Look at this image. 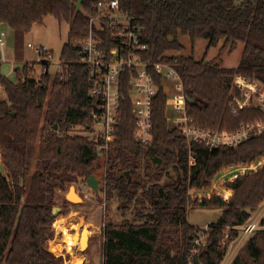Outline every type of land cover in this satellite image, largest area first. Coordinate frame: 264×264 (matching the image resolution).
<instances>
[{
	"label": "trees",
	"instance_id": "16d2710c",
	"mask_svg": "<svg viewBox=\"0 0 264 264\" xmlns=\"http://www.w3.org/2000/svg\"><path fill=\"white\" fill-rule=\"evenodd\" d=\"M110 1L0 0V25L13 30L18 59L35 24L54 17L69 25L56 73L41 61L25 64L18 83L0 77L6 97L0 98V264H63L48 247L55 236L57 191L85 185L102 169V192L123 218L103 229V264H222L238 228L264 202V111L255 104L240 107L243 92L236 85L243 78L264 88V0H117L120 11L144 30L148 50L141 60L170 64L179 74L189 98V126L217 134L245 127L251 136L233 148L189 149L168 117L165 81L153 72V143L143 147L133 138L127 72L119 124L103 163L96 145L74 134L75 128L92 127L96 105L89 95L91 72L77 63L76 46L88 33L89 19ZM180 37L207 40L208 50L221 45L219 54L211 61L170 56L184 51ZM239 44L238 65L222 67V56ZM37 66L44 68L40 76ZM155 158L162 164L154 165ZM191 207L222 210L209 224L206 246L194 255L199 230L188 222ZM261 227L233 264H264V217Z\"/></svg>",
	"mask_w": 264,
	"mask_h": 264
},
{
	"label": "built area",
	"instance_id": "2783aa9c",
	"mask_svg": "<svg viewBox=\"0 0 264 264\" xmlns=\"http://www.w3.org/2000/svg\"><path fill=\"white\" fill-rule=\"evenodd\" d=\"M143 35L144 30L136 24L135 18L123 14L119 2L112 0L99 6L97 15L89 19L88 33L77 41V63L87 67L92 75L89 95L96 100V105L92 114V127L86 133L88 139L96 145L99 159L106 163L111 151L110 143L120 119L121 83L127 72L131 74L129 87L132 115L135 119L133 138L143 147H149L153 143V102L158 93L153 72L161 75L164 81H176L178 88L181 89L184 98V107L181 111L184 115L175 117L172 121L179 127L189 149L194 144L208 150L233 148L250 138L251 131L245 127L232 134H217L189 126L185 114L186 99L179 74L170 64L141 60L139 54L148 50L142 43ZM4 37L5 33L2 32L0 49L5 47ZM27 47L34 50L39 57L51 59V53L46 47H36L31 43ZM59 65L61 67L62 63ZM236 85L243 92V99L239 101L240 107L248 108L255 104L264 111V101H255L262 96L258 85L243 78H237ZM260 130L264 132V126ZM260 218L261 215L259 219L257 216L251 220L252 222L249 220L247 224L238 228L243 242L261 229ZM208 231L209 226L199 230L194 240L192 255L199 253L198 248L204 244Z\"/></svg>",
	"mask_w": 264,
	"mask_h": 264
},
{
	"label": "rangeland",
	"instance_id": "374dc122",
	"mask_svg": "<svg viewBox=\"0 0 264 264\" xmlns=\"http://www.w3.org/2000/svg\"><path fill=\"white\" fill-rule=\"evenodd\" d=\"M2 32L5 33L6 38H4L5 47L0 49L2 53V57L0 59V77H6L13 83H18L19 78L23 73L25 63L38 64L41 61H47L51 65L50 73L52 75L60 69V57L69 32V25L67 23L59 22L54 17H47L43 22L35 24L32 31L24 37L23 41L25 45L21 50L22 59H18V57H16L15 38L12 35V30L8 26H0V35ZM180 42L184 46V51L180 53H170V56L174 55L180 57L190 56L193 54L197 60L205 58L207 61H211L218 56L219 49L221 48V45H219L217 47H211L208 50L207 40H197L193 43L189 37H180ZM28 43H31L36 47H46L51 53V59L48 60L45 57H39L34 50L27 47ZM242 49V44H239L233 53H225L222 56V67L235 68L240 61ZM36 70L37 76H40L44 68L37 66ZM259 87L261 89L262 96L255 99L257 102L264 101V88L261 86ZM164 88L171 101L168 107V117L171 125L173 126L172 119L175 117H182L184 115L183 111H181L184 107V98L176 81H165ZM0 98H6L2 90H0ZM178 108H180V110H178ZM75 133H82L85 136L88 135L80 127L75 128L74 134ZM100 161L104 163L103 160ZM96 173L97 177L101 181L98 195H96L88 185L85 187V185L79 184H71L68 185L65 190L57 191L56 207L61 210L57 212L56 221L53 224L55 236L54 239L48 243V247L55 256L63 258V264H103V229L105 225L111 221L114 223H120L123 220L117 211L116 202H108L102 192V188L105 186V182L103 180L104 176L102 173H105V169L99 170ZM71 188L72 190L70 191ZM72 191H76L80 195V202L71 204L66 200V196L70 197V192ZM221 215L222 210L220 209H201L191 207L188 210L187 218L188 222L192 226L196 227L198 230H203L205 226H209V224L216 222ZM260 215L261 223L264 216V202L259 209L252 214L250 222H252L251 220H254L257 216L259 219ZM78 217L83 218L85 224H87L88 230L90 231L88 246L83 251L73 250L71 252L68 247L70 246L69 238L73 234L75 235L74 232H71V223H76L78 221ZM259 228H261L260 230L263 229L261 225ZM259 231H256L255 233ZM249 239L243 242L242 234L240 233L239 237L230 246L222 264H233L239 251ZM203 242L204 244L198 248V252L206 246V238H204ZM54 246L59 248V253L55 254V252L52 251V247ZM61 255H64L65 257H62Z\"/></svg>",
	"mask_w": 264,
	"mask_h": 264
},
{
	"label": "bare ground",
	"instance_id": "6f19581e",
	"mask_svg": "<svg viewBox=\"0 0 264 264\" xmlns=\"http://www.w3.org/2000/svg\"><path fill=\"white\" fill-rule=\"evenodd\" d=\"M70 198L73 199V202H80L81 197L76 191L70 192ZM71 229L74 231L75 235L73 234L69 238L70 246L69 250L72 252L73 250L83 251L88 246V238L90 235V231L88 230L87 224H85L83 218L78 217V221L76 223H71ZM99 233V232H98ZM52 251L55 254L59 253L60 250L58 247H52Z\"/></svg>",
	"mask_w": 264,
	"mask_h": 264
},
{
	"label": "water",
	"instance_id": "95a60500",
	"mask_svg": "<svg viewBox=\"0 0 264 264\" xmlns=\"http://www.w3.org/2000/svg\"><path fill=\"white\" fill-rule=\"evenodd\" d=\"M1 57H2V53H1V51H0V59H1ZM185 99H186V101H189L188 96H185ZM153 164H154V165H156V164L161 165V164H162V160L159 159V158H155V159L153 160ZM0 173H3V167H2V164H1V163H0ZM127 175H129L128 172H127ZM86 183H87V185L92 189V191H93L96 195H98V193H99V188H100V183H101L100 179H99V178H96L95 175H91V176L87 179ZM71 190H72V188L70 189V191H71ZM66 200H67L69 203H71V204H76L75 202H73V199L70 198L69 196H66ZM60 210H61L60 208L54 207V208H53V215L56 216V215H57V212H59ZM152 218H153V216H152Z\"/></svg>",
	"mask_w": 264,
	"mask_h": 264
},
{
	"label": "crops",
	"instance_id": "0c3cea01",
	"mask_svg": "<svg viewBox=\"0 0 264 264\" xmlns=\"http://www.w3.org/2000/svg\"><path fill=\"white\" fill-rule=\"evenodd\" d=\"M0 26H5V25H0ZM12 30V29H11ZM12 35L14 36V38H15V35H14V32H13V30H12ZM4 38H6V35H5V37ZM29 44V43H28ZM27 44V45H28ZM26 64V63H25Z\"/></svg>",
	"mask_w": 264,
	"mask_h": 264
},
{
	"label": "flooded vegetation",
	"instance_id": "af4514ba",
	"mask_svg": "<svg viewBox=\"0 0 264 264\" xmlns=\"http://www.w3.org/2000/svg\"><path fill=\"white\" fill-rule=\"evenodd\" d=\"M71 232L73 233L74 231L73 230H71ZM62 257H65L64 255H61Z\"/></svg>",
	"mask_w": 264,
	"mask_h": 264
}]
</instances>
